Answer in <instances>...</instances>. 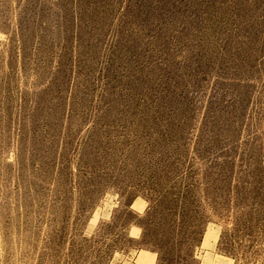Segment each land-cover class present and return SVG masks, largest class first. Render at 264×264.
I'll return each mask as SVG.
<instances>
[{"label": "rangeland", "instance_id": "rangeland-1", "mask_svg": "<svg viewBox=\"0 0 264 264\" xmlns=\"http://www.w3.org/2000/svg\"><path fill=\"white\" fill-rule=\"evenodd\" d=\"M264 264V0H0V264Z\"/></svg>", "mask_w": 264, "mask_h": 264}, {"label": "crops", "instance_id": "crops-1", "mask_svg": "<svg viewBox=\"0 0 264 264\" xmlns=\"http://www.w3.org/2000/svg\"><path fill=\"white\" fill-rule=\"evenodd\" d=\"M146 253L150 254L149 256H146L144 259L145 261L150 260V258L152 257V259L154 260L155 264L158 262V256L157 254L153 253V252H148L145 251Z\"/></svg>", "mask_w": 264, "mask_h": 264}]
</instances>
